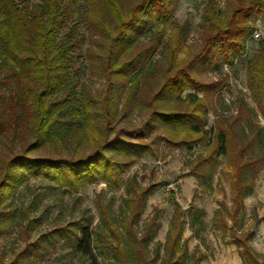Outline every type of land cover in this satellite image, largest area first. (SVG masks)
<instances>
[{
	"label": "trees",
	"instance_id": "1",
	"mask_svg": "<svg viewBox=\"0 0 264 264\" xmlns=\"http://www.w3.org/2000/svg\"><path fill=\"white\" fill-rule=\"evenodd\" d=\"M177 2L0 0V134L12 126L14 137L23 144L0 165V204L27 176L48 179L71 191L101 181L120 187L123 174L138 159L167 147L189 152L187 175L204 180L225 159L233 176L232 205L222 200L212 222L224 234L232 230L233 242L244 248L241 254L255 260L258 254L249 245L252 232L240 236L236 227L243 218L245 197L264 170V125L243 97L236 110L218 107L229 85L228 73H218L216 80L205 77L226 64L234 68L250 54L246 83L264 119L263 38L258 46H250L255 21L264 24V0H228L225 13L211 8L210 1L195 51L186 46L188 24L174 17ZM168 22L177 33L168 34L163 43L167 35L163 25ZM81 24L102 38L99 48L109 83L101 94L84 86L78 95L70 81V55L86 40L79 32ZM162 47L159 67L153 57ZM158 75L161 82L155 90ZM210 109H217L213 126L208 125ZM143 110L146 114L138 125L118 126L120 120L130 121ZM88 139L91 143L85 145ZM156 185L143 188L132 200L134 212L126 232L136 264H197L198 258H190L182 242L196 213L191 205L183 210L173 190L177 213L166 236L164 256L148 249L159 227L156 217L143 232H136L134 224ZM14 217L8 205L0 206V221ZM107 225L117 238L111 223ZM3 231L0 227V235ZM53 232L60 238L68 235L77 251L91 256L90 264H100L91 251L93 227L83 219ZM112 251L117 260L111 264H135L129 250L116 245ZM35 255L25 250L6 264H25Z\"/></svg>",
	"mask_w": 264,
	"mask_h": 264
},
{
	"label": "rangeland",
	"instance_id": "2",
	"mask_svg": "<svg viewBox=\"0 0 264 264\" xmlns=\"http://www.w3.org/2000/svg\"><path fill=\"white\" fill-rule=\"evenodd\" d=\"M38 1L33 0V3ZM137 1L130 0V3ZM227 1L178 0L174 17L180 24H188L186 46H190L189 50L195 51L198 47L201 25L208 4L210 3L211 8L225 13ZM163 26L167 31L163 40L165 43L168 34L176 37L177 32L172 29L169 22ZM79 32L85 35L86 40L79 50L70 55L72 58L69 66L70 81L78 95L84 86L89 87L94 94H101L109 83L104 58H101L103 53L99 48L102 38L98 35L93 36V31L83 24L79 26ZM146 39V36L143 37L144 41ZM258 42L254 41V44L251 42L250 46H258ZM163 48L153 57V61H158L159 67L162 65L160 58ZM249 56L250 54L240 58L236 66L230 69L231 74L222 66L215 71H208L205 78L216 80L218 73H228L229 85L222 91L223 99L218 103V107L229 106L227 109L236 110L239 99L243 97L251 109L259 114L257 119L264 125V119L246 83ZM160 82L161 76L158 75L154 79L155 90ZM216 110L212 109L209 112V126H213L217 119ZM141 114L137 113L130 121L120 120L118 126L138 125L145 117L146 111L143 110ZM89 143L91 139L85 141V145ZM22 145L20 138L14 137L12 126L6 127V131L0 134V165L9 156L21 151ZM89 149L88 147L86 150ZM195 150L196 148L192 150L193 153L197 151ZM188 155L189 152L168 147L159 154H147L123 174L120 187H113L101 181L85 183L78 191H71L48 179L27 176L0 204L8 205L15 212V217L11 221H0V227L4 230L0 235V264L11 262L25 250L27 254L32 251L36 253L33 259L27 258L25 264H90L91 256L77 251L74 246L76 242L73 243L68 235L60 238L53 232L61 227L66 229L68 225L82 219L93 227L95 239L91 251L100 264H111L117 260L112 251V247L116 245L123 250H129V255L136 264V254L128 239L126 224L134 212L131 209L132 200L136 199L143 188L153 183L157 185L146 199L141 217L134 224L136 232L140 234L153 217L157 218L158 230L155 237L148 242L151 253L159 250L161 256H164L166 236L177 213L176 202L171 199L170 191L173 190L174 197L182 209H188L191 205L193 207L191 210L196 213L194 225H186L182 242L187 245L189 257L198 258L197 264H264V170L257 175L253 190L245 197L243 218L236 227L240 236L252 232L249 245L258 255L255 260H251L250 256L241 254L244 248L233 242L231 227L229 229L231 232L224 234L216 229L212 222L222 200H226L229 206L232 205L230 180L233 176L225 159L220 160L214 175L204 180L187 175L190 169ZM191 157L193 158V155ZM167 182L169 184H166ZM107 222L114 227L118 234L117 238L109 230ZM233 223L234 221L230 220L231 226H234ZM74 229H77V226H74ZM33 244L35 248L31 246Z\"/></svg>",
	"mask_w": 264,
	"mask_h": 264
},
{
	"label": "built area",
	"instance_id": "3",
	"mask_svg": "<svg viewBox=\"0 0 264 264\" xmlns=\"http://www.w3.org/2000/svg\"><path fill=\"white\" fill-rule=\"evenodd\" d=\"M255 25H256V29L254 30V32L252 33L251 38H250L252 41H258V40L264 38V24L262 23V21L261 20L255 21ZM224 67H225V70L231 74L230 66L226 64ZM225 99H226V97H225Z\"/></svg>",
	"mask_w": 264,
	"mask_h": 264
}]
</instances>
